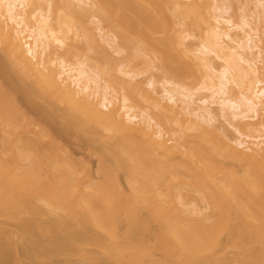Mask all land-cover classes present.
Wrapping results in <instances>:
<instances>
[{
    "label": "bare ground",
    "instance_id": "1",
    "mask_svg": "<svg viewBox=\"0 0 264 264\" xmlns=\"http://www.w3.org/2000/svg\"><path fill=\"white\" fill-rule=\"evenodd\" d=\"M87 1L0 0V52L13 67L11 76L23 86V98L28 97L34 105L37 100H42L49 105L47 110L50 108V114L58 118L57 122L65 128L73 125L92 135L101 133L117 139L115 161L117 168L126 175L131 195H126L117 179L111 180L114 175L104 168L102 172L107 173V181L111 180L109 183L113 182V185L100 181L102 183L88 187L77 177L75 166L68 161L62 166L46 162L38 167H29V171L36 174L38 170H43L56 176L66 190L75 195L61 207L74 216H85L101 230L114 225L120 215L125 217L124 233L115 236L111 246L117 256V264H224L219 255L208 253L199 246L203 236L199 234L196 237V225L200 223L202 229L211 226L202 222L197 224L191 216L193 207H189L186 201L194 192H199L216 206L215 211L220 217L233 216L239 226L254 228V237L257 238L264 231V122L259 119L264 114V82L259 79L264 72V47L259 46L260 31L251 23L255 17L257 21V16L253 18L250 13L243 14L239 26H233L222 14L216 16L214 20L217 24L229 25L230 28L209 30L202 50L213 54L222 63L221 70L217 72L218 66L213 65L211 58L181 51L182 55L191 58L193 65L203 70L208 83H202L197 91L182 83L163 80L157 84L161 88V93L157 94L155 81L149 79L145 87L155 95L151 96L139 86L140 83H131L136 81L137 76L126 71L123 64L118 65L117 71L124 79L117 82L118 90H114L85 61L46 60L55 55V49L65 47L66 36L74 30V26L65 21L67 17L64 22L56 16L57 4H64L71 8L68 9L70 11L86 5ZM91 4L102 12V21L99 14L98 18L94 17V13L92 16L98 36L116 55L121 53L115 48L118 43L134 47L133 44L140 45L141 42L152 41L160 45L166 42L180 49L181 43L170 36L169 28L177 19L190 20L199 11L195 2L176 8L179 4L176 0H92ZM257 7L264 8V2H258ZM65 9L63 11L68 12ZM61 16H65L64 12ZM103 21L111 23L118 31H115L117 35L103 31L100 28ZM232 30L242 32V39L233 38L230 34ZM162 34L164 38L153 37ZM168 57L166 53H161L162 69L180 78L182 71L171 69L167 64ZM2 71L1 130L14 126L21 135V129L29 125L34 136L49 137L51 132L47 127L50 125L45 122L51 117L49 112L46 110L49 118L42 120L47 127L40 125L43 124L41 120L36 123L39 118L30 122L27 119L30 114L17 99L21 89L18 94L15 89L12 91L16 86L10 87L11 83L3 78L5 71ZM233 86L237 92H233ZM199 91H207L208 95L196 99ZM115 102L118 107L114 106ZM138 103L144 104L140 110L135 107ZM56 104L61 108H55ZM212 106L218 107L223 118L225 111L229 110L237 119L230 124L235 138L228 141L233 146L215 131ZM152 110L169 123L173 139L170 145L160 140L163 129L151 116ZM51 120L55 118L51 117ZM203 125L214 130L198 137L194 148H186L187 136L183 134V129L203 132L206 129ZM57 141L50 136L52 150L63 152L64 148ZM215 156L237 161L247 168L243 172L248 173L237 177L234 170L224 169L216 163ZM8 167L2 160L1 174H5ZM212 172L219 173L221 177L213 179ZM105 177L102 179L105 180ZM162 186L164 194L157 192ZM2 207L5 204L2 203ZM143 210L153 218L151 242L136 233L137 229L144 232L150 228L147 223L150 219L140 218V211ZM262 247L260 253L249 255L239 264H264ZM0 264L6 262L0 260Z\"/></svg>",
    "mask_w": 264,
    "mask_h": 264
},
{
    "label": "rangeland",
    "instance_id": "2",
    "mask_svg": "<svg viewBox=\"0 0 264 264\" xmlns=\"http://www.w3.org/2000/svg\"><path fill=\"white\" fill-rule=\"evenodd\" d=\"M91 1H87L88 4L81 5V7L72 8L70 11L68 9L71 8H67L64 4H57V8H55L56 16H60L62 21L67 17L65 21L68 20L70 23H67L74 26V30L69 35L67 34L65 47L55 49V55L46 58V60L64 59L69 63H74L77 60L85 61L90 67L96 69L102 81L114 90H118L119 80L124 79L117 71L118 65L123 64L126 66V71L137 76L136 81L131 83L135 85L140 83L139 86L148 95L155 96L145 87V83L149 79L155 81V93L157 94L161 93V88L157 84L163 80L177 82V84L182 83L183 86L198 91L202 83H208V81L202 72L203 70H199L197 66L193 65L191 58L182 55L181 51L213 59V65L218 66L217 72L220 71L222 63L213 54L204 52L202 45H205V37L209 30L216 29V27L230 28L229 25H220L215 22L214 18L221 14L229 19L233 26L241 25V17L245 13H250L253 18L257 16V21L254 20L255 17L251 23L253 22L252 25L258 32L260 31L259 46L264 47V35L262 34L264 33V8L257 7V3H262L264 0H176L179 3L176 8L181 7L182 4L194 2L199 6L198 13L192 19L183 21L179 18L169 28L170 36L178 39L181 43L180 49H176L166 42L164 45L152 41L141 42L140 45L137 43L139 48L137 44H133L134 47H130L131 45L127 47L118 43L115 48L121 53L116 55L114 50L109 48L98 36L97 28L92 23V16L93 13L94 17L97 16V18L100 15L99 19L102 21V12L97 6L91 4ZM64 7L68 12L63 11ZM225 9H227V12H225ZM52 10L54 11V7ZM63 12L65 16H61ZM100 28L109 35H117L116 30L109 22H101ZM230 34L235 39H242L244 36L242 32L237 30H232ZM153 37H160L161 39L165 35ZM135 48L139 51H135ZM129 52H133V54L130 55ZM134 52L137 56L140 54L142 57H138L141 59L135 57ZM162 52L169 56L167 64L171 69L182 71L180 78L162 69ZM3 56L5 57L0 52V60H4L0 61V68L5 71V75L3 74L5 77L3 76V78L8 84L11 83L9 84L11 88L14 87L13 85L16 86L12 91L15 89L14 91L17 93L21 89L20 93L18 91L20 95L17 93V99L21 100L18 99L20 105L26 109V113L28 111V114H30L27 115L30 116L29 118L26 116L27 119L37 121L39 118L36 123L41 120L40 123L43 124L40 125H45V127H47L45 122L49 123L50 127L47 128L49 129L48 132H51L50 136L59 141H57V144L64 148V151L52 150L50 136L43 138L34 136L31 131L33 128L29 125L21 129V135H18L19 130L14 126L6 127L5 131L0 128V164L3 160L10 166L5 174H1L2 171H0V260L3 263L6 262V264H117V256L114 255L111 246L114 237L122 236L124 233L125 217L120 215L114 225H110L106 230H101L88 221L85 216H74L61 207L75 195L68 192L56 176L43 170H38L36 174H31L29 171V167H38L46 162L62 166L68 161L75 166L77 177H80L82 183H86L89 187V185L95 186L102 182L107 184V177L109 180V176H107V173L102 172L104 168L106 172H111L115 176H111L113 178L110 179H117L118 185L122 187L121 189L126 195L130 196L131 192L126 181V175L117 168L115 161L117 139H111L101 133L92 135L85 130L77 129L73 125L65 128L57 122L59 121L58 118L54 117L52 113L50 114V108L47 110L49 105L42 102V100H37L34 105L31 100H28V97L23 98V86L11 76L13 67L7 58ZM128 57L135 59L129 61ZM261 74L259 79L264 82V72ZM232 90L237 92L234 86ZM207 95V91H199L195 97L198 99ZM22 98L27 99V101L23 103ZM118 105L115 102L114 106L118 107ZM54 107L58 109L60 106L56 104ZM135 107L140 110L144 107V104L138 103ZM46 110L52 119L55 118L54 121L51 120V117L48 120L46 119L49 118ZM212 111L216 119L213 125L215 131L219 137L233 146L228 141L235 138L234 130L230 124H234L237 119L232 117V112L229 110L225 111V118H223L217 106H212ZM150 114L163 129V137L160 140L170 145L173 139L169 123L161 119L157 111L152 110ZM42 116L43 119H40ZM259 119L264 122V114L260 115ZM42 120L47 121L43 122ZM203 126L206 128L203 132L183 129V134L187 136L186 148H194L198 137L214 130L206 125ZM21 157L23 158L21 159ZM179 159L178 157L177 160ZM216 159L219 161H216V163H219L224 169L234 170L237 177L238 175L244 176L242 173H248L243 172L245 168L237 161L222 157H219V159L216 157ZM104 177L106 181L102 179ZM211 177L213 179L220 178L221 175L212 172ZM109 182L108 185L111 183L113 185V182ZM109 187L111 188V186ZM157 192L164 194L165 188L162 186L161 190H157ZM187 198V201L186 198L185 201L194 210L191 214L193 220L197 224L202 222L205 226H211L202 229L200 223L198 226L196 225V237L199 234H201V237L203 236V239L199 241L202 250L219 255L224 264H239L241 260L246 259L249 255L260 253L263 250L264 231L261 230L262 234L257 238L254 237V228L248 229L239 226L233 216L229 218L228 216L227 218L226 216H224L225 218L220 217L219 213L215 211L216 206L206 200L199 192H194L191 197ZM2 203L5 204V207H2ZM143 211H140V218L150 219L147 220L150 228L144 232L137 229L136 233L145 241L151 242L150 233L154 229L153 218L149 217L147 211Z\"/></svg>",
    "mask_w": 264,
    "mask_h": 264
}]
</instances>
